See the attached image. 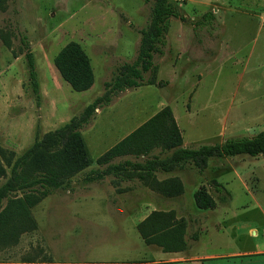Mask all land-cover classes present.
Here are the masks:
<instances>
[{"label": "rangeland", "instance_id": "rangeland-1", "mask_svg": "<svg viewBox=\"0 0 264 264\" xmlns=\"http://www.w3.org/2000/svg\"><path fill=\"white\" fill-rule=\"evenodd\" d=\"M172 1L187 22L170 19L166 37L190 38L191 49L177 59L176 50L167 44L165 54L153 60L159 67L156 81L163 80L159 87L144 85L120 92L95 111L89 124L80 130L92 162L131 128L166 106L176 115L182 107L189 110L188 119L180 125L185 141L193 143L191 148L253 137L264 131V74L253 70L261 67L264 72V10L242 8L232 14L231 20L242 24L244 41L226 44L220 37L219 41L207 42L205 36L219 35L217 28H193L192 24L207 12L202 11L204 6L199 0ZM149 14L150 4L144 0H0V187L10 179L19 157L42 142L46 134L81 115L104 93L105 83L112 81L118 67L133 63L135 42L140 39L139 30L147 26ZM72 42L82 47L93 71L94 84L85 92L73 91L53 63L59 51ZM27 54L34 62L38 96L29 82ZM102 54L108 59L105 74L101 70ZM207 66L209 72L205 73ZM143 78L149 79L150 74ZM152 156L130 158L132 163H141ZM49 161L45 153L37 151L26 160L23 174L31 182ZM85 170L30 208V220L16 202L35 200L38 186L11 193L2 201L0 264L115 261L121 257L119 241L125 237L131 246L135 245L136 255L149 257L139 249L141 241L134 227L139 214L120 215L106 197L78 194L82 178L89 172ZM233 170L244 183L238 181ZM221 174H226L221 181L228 183L226 189L233 198L229 223L248 224L246 230L255 228L257 238L247 236L242 241L243 248L254 247L264 240V158L210 159L201 176L194 170V194L202 190L214 195L209 183ZM189 194L175 204L178 216L171 211L175 223L184 226V242L194 233L196 204ZM216 201L221 205V200ZM195 221L198 224L202 220ZM221 237L210 239V246L204 243L202 249L226 252L222 248L227 239ZM234 246L239 245L232 243L230 247Z\"/></svg>", "mask_w": 264, "mask_h": 264}, {"label": "trees", "instance_id": "trees-1", "mask_svg": "<svg viewBox=\"0 0 264 264\" xmlns=\"http://www.w3.org/2000/svg\"><path fill=\"white\" fill-rule=\"evenodd\" d=\"M150 4L148 24L139 30L140 41L137 48L136 58L131 64H123L117 69V73L110 83H105L104 93L89 104L84 112L77 118L62 126L53 133H48L40 143L34 144L28 151L19 157L11 170L10 179L0 187V205L11 193L23 191L31 186H38L35 200H17L30 220L29 209L34 207L51 192L58 190L72 177L88 168L93 162L82 138L80 130L89 124L95 111L110 103L112 97L120 92L136 89L140 86L159 87L156 81L157 66L153 60L155 56H162L166 45L169 20L176 19L187 22L179 6L172 0H144ZM214 17L206 12L198 22L193 23V28L211 26ZM29 82L33 93L38 96V82L35 66L30 54L26 55ZM54 66L61 79L75 92L88 91L94 84V75L90 60L82 47L77 43H69L56 55ZM150 74V78L144 80V75ZM153 78L151 79V77ZM155 150L161 152L171 151L167 158L160 159L152 156L140 166L143 172L142 179L148 180L152 173L157 170H169L176 165L191 164L194 170L202 174L208 168L210 159H224L239 156L264 158V131L253 137H236L224 140L220 144L202 145L197 148H183L180 131L176 125L170 107L160 109L140 127L131 132L120 142L111 147L103 155L99 156L95 163L99 166H107L102 174L118 169L111 162L124 156L149 157ZM37 151L45 153L49 157L38 170L42 171L39 177L29 182L23 174L26 160ZM139 167V166H137ZM100 177V176H98ZM149 187L167 197H176L183 193V188L178 179L164 182H150ZM212 190L228 201L230 194L215 179L209 183ZM41 189V190H38ZM196 207L199 210H211L215 207L212 196L202 190L194 194ZM173 212H153L137 226V231L146 245H153L163 252H182L186 249L183 240L184 226L175 223ZM175 224H174V223ZM26 223H22L25 226ZM34 224V223H32Z\"/></svg>", "mask_w": 264, "mask_h": 264}, {"label": "crops", "instance_id": "crops-1", "mask_svg": "<svg viewBox=\"0 0 264 264\" xmlns=\"http://www.w3.org/2000/svg\"><path fill=\"white\" fill-rule=\"evenodd\" d=\"M199 2L202 4V6H204L202 11H211L214 17L213 24L207 27H212L214 29L217 28L219 32V35L217 34L205 36L207 42L219 41V39L221 38L226 44L242 43L244 41L241 36L242 24L237 25L235 19L231 20V15L237 13L238 11H241L242 8H246L247 10H264V0H199ZM202 11H200V13ZM139 41H137L138 43L135 42V46L137 48L139 45ZM167 44L168 46L176 50L178 54L177 59L179 57L182 58L191 49L190 38L185 41V38H168L167 36L165 48L167 47ZM165 48L163 50V55L165 54ZM101 58V70L105 74V66L108 59L103 56V54L101 55ZM208 70L209 67L207 66L205 73H208ZM253 70L255 72L258 71L259 75L264 74L261 67H256ZM169 74L174 73L173 71H170ZM161 81L163 80L157 79V82ZM165 83L168 85L170 84V82L168 81H165ZM171 110L176 125L180 131V135L182 138V147L191 148L190 145H192L193 143H187L185 141L184 130L180 125L182 120L188 119L189 110L182 107L181 112L178 115L175 114L173 109ZM142 124L139 123L135 125L128 131L129 133L127 132L126 135L122 137V139H124ZM171 153V151L161 152L159 150H155L152 155L163 159L169 157ZM92 165H96L97 168L90 169ZM111 165L114 167L117 166L118 169L112 170L109 173L105 174L102 173L106 171L107 166H99L95 162H93L88 168H86L85 171L89 172L84 176V178H82L83 182L80 186L81 191L78 194L86 195L89 197H106L108 202L113 204L120 215L130 214L131 216H133L135 214H139V221L135 223L134 226L137 233V226L153 212L168 213L173 211L178 216L175 204L186 198L188 191H190V194L188 196L191 200H194V167L191 164L176 165L175 167L166 171L157 169L152 173L148 180L142 179L140 177V174L143 172V168H141L140 166H145L144 162L132 163L130 156L116 158L111 162ZM197 174L201 176V174H199L198 172ZM233 175L238 179V181L244 183L241 175L236 171L233 172ZM243 175H245V173ZM224 176H226V174H221L215 180L220 185H222L226 191H228L226 189V187H228V183H224L223 181H221V178H223ZM154 179L157 182L178 179L182 185L183 193L176 197H167L156 191H153L148 184L150 182H154ZM257 182L258 180L256 179V183ZM244 186L245 188H247L246 184H244ZM186 187H188L189 189H187ZM210 190H212V188L209 185V191ZM212 192L214 193V195H212V198L215 202V207L212 210H199L197 207H195L194 233L190 237L191 240L189 238L186 240L187 247L184 251L163 252L156 246L146 245L144 240L138 233L141 241L139 249L142 251H146L149 254V257L145 259L140 255H136L135 245L131 246L127 240L128 238L125 237V240L122 239L119 241V250L121 251V257L119 259H116L115 261H108L98 264H207V262L213 264H264V240L258 242L259 244L254 245V247L243 248L242 241H245V239L247 240V236L248 238H257L256 229L251 228L249 230H246L248 224H236V222L229 223V221H231V218L228 217V214L230 213L229 207H231V205L233 204V198L230 197L228 201H224L223 197L216 194L213 190ZM65 193H67L68 195L70 194V192ZM216 199L221 200V205L217 204ZM199 218H201L202 221H199V223L196 224L195 220H199ZM190 221H188L189 224H191L192 222ZM221 236H224L223 239H227V242L224 240L223 243V245L226 244L225 248H222L226 252L215 253L204 251L202 249V247H205L204 243L210 246V239H213L214 237L220 239L222 238ZM205 238L208 239L207 242H205V240H207ZM232 243H234V245L238 244L239 246H234L233 248H231L230 246Z\"/></svg>", "mask_w": 264, "mask_h": 264}]
</instances>
